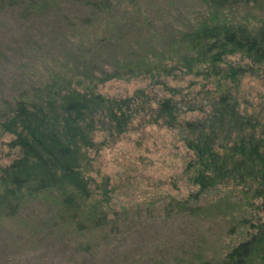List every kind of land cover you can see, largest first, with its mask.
<instances>
[{"label": "rangeland", "instance_id": "rangeland-1", "mask_svg": "<svg viewBox=\"0 0 264 264\" xmlns=\"http://www.w3.org/2000/svg\"><path fill=\"white\" fill-rule=\"evenodd\" d=\"M92 1L99 0H46L37 13L26 4L0 8V112L67 86L135 96L127 129L96 131L89 153L92 196L83 207L104 213L106 225L74 231L55 222L59 190L23 194L13 215L0 214V264H223L231 247L255 232L252 224L264 221L260 201L243 199L240 186L231 184L187 198L196 190L184 166L190 153L176 130L151 122L147 113V99L166 92L158 78L104 79L101 72L171 67L183 32L220 21L256 24L264 0L220 11L203 0H109L99 11ZM160 79L181 90L178 98L204 84L178 69ZM238 87L240 107L261 102L258 77L245 73ZM10 139L0 138V165L16 155ZM185 198L195 210L170 206ZM251 199L255 206L247 207Z\"/></svg>", "mask_w": 264, "mask_h": 264}, {"label": "trees", "instance_id": "trees-1", "mask_svg": "<svg viewBox=\"0 0 264 264\" xmlns=\"http://www.w3.org/2000/svg\"><path fill=\"white\" fill-rule=\"evenodd\" d=\"M213 10L242 6L262 0H203ZM26 4V11L45 10L46 0H0L1 7ZM95 10H107L109 0L92 1ZM182 51L173 65H148L102 70L104 79L155 76L166 92L147 99V113L153 123L174 129L190 153L185 163L188 182L196 190L194 200L218 185L240 186L241 196L258 199L264 209V93L252 110L240 107L238 85L245 73L258 77L264 88V15L256 24L213 22L183 32ZM156 69V71H155ZM173 69L203 80L191 93L167 86L161 76ZM141 93V91L139 90ZM135 96L107 97L94 88L64 87L36 102L17 101L0 112V138L11 137L7 145L16 151L0 165V214L13 215L15 200L23 194L59 190L61 199L55 222L74 231L106 225V215L85 212L92 196L89 153L98 130L120 134L135 114ZM242 189V190H241ZM174 200L177 210H195L188 199ZM246 202L247 207L255 201ZM245 220V219H244ZM244 222V221H243ZM246 222V221H245ZM255 232L224 255L223 264H264V221L252 224ZM207 264V263H204Z\"/></svg>", "mask_w": 264, "mask_h": 264}]
</instances>
